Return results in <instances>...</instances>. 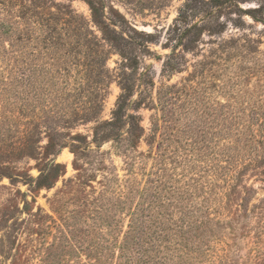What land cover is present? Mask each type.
I'll list each match as a JSON object with an SVG mask.
<instances>
[{
	"label": "rangeland",
	"instance_id": "rangeland-1",
	"mask_svg": "<svg viewBox=\"0 0 264 264\" xmlns=\"http://www.w3.org/2000/svg\"><path fill=\"white\" fill-rule=\"evenodd\" d=\"M214 200L188 264L264 253V0H0V264H118Z\"/></svg>",
	"mask_w": 264,
	"mask_h": 264
},
{
	"label": "trees",
	"instance_id": "trees-1",
	"mask_svg": "<svg viewBox=\"0 0 264 264\" xmlns=\"http://www.w3.org/2000/svg\"><path fill=\"white\" fill-rule=\"evenodd\" d=\"M92 11H95L92 8ZM17 94H15L16 96ZM223 137L230 136V133L223 132ZM236 148L227 147L223 152V157L226 160H234L236 156ZM235 161V160H234ZM234 163L228 164L227 166H222V184L224 185L222 191V205L226 199V195L229 193L233 184L236 182L237 170ZM193 193H189L188 197L183 196L182 194L178 195V201L184 203L185 201H190ZM217 201L214 200L207 205L203 210L190 211L188 209L181 210L176 218L174 223V228L166 226L165 224L162 227H157L151 229L148 226H144V230H141L140 235H142L143 241L134 242L131 244H125L121 247L119 246L122 254V262L119 261L118 264H188V260L191 259L192 254L194 253L197 256L201 254V246H203V236H211V234L217 233L210 224H207V220L210 219V210L211 205L216 206ZM222 206V210L224 209ZM216 212V211H215ZM224 212V211H223ZM218 215L220 213L217 212ZM161 215V213H157ZM156 217V216H155ZM154 217V218H155ZM152 218V215L149 216ZM153 219V218H152ZM151 219V220H152ZM258 233L257 235L264 237L262 233L264 229V222L258 220ZM179 223V225H178ZM197 224H201L204 228L198 232L195 228ZM154 228V227H153ZM159 230V231H158ZM169 232V233H168ZM161 233V234H160ZM100 238V237H99ZM102 239V237L100 238ZM196 241V244L194 243ZM99 253L102 251H109L110 246L104 245L102 242H97L94 246ZM260 247V246H258ZM256 248V251L253 254V257L250 258L247 264H260L263 259V252ZM130 250H134L132 253H129ZM135 254V255H133ZM109 254L104 255L103 259L98 258L97 264H105L108 260ZM218 264H229L228 260H223V257L217 256ZM234 264V261L231 262ZM246 264V263H245Z\"/></svg>",
	"mask_w": 264,
	"mask_h": 264
}]
</instances>
